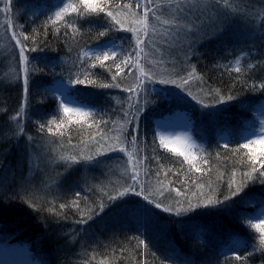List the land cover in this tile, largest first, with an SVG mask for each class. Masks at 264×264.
Here are the masks:
<instances>
[{"label":"trees","instance_id":"trees-1","mask_svg":"<svg viewBox=\"0 0 264 264\" xmlns=\"http://www.w3.org/2000/svg\"><path fill=\"white\" fill-rule=\"evenodd\" d=\"M23 1H41L47 5L55 0ZM161 2L156 0L153 8ZM127 4L133 3L105 0L104 7L105 12L110 10L116 15L124 28L132 27L131 21L138 20L140 33H148L144 37L146 55L142 54L137 66L136 82L143 75L140 68L147 70L150 66L157 74L156 79L171 78L176 84L171 85L166 103L145 99L140 92L141 112L129 107L135 104V100H130L126 109L130 115L124 114L118 120L120 133L114 130L116 121L112 118L87 128L63 114L53 99L37 104L38 96L33 95L32 102V88L48 83L63 71V65H57L49 75L41 72L39 82L38 75L33 74L26 94L22 83L10 82V66L17 59L11 64L10 57L14 54L10 51L7 22L15 17V1L11 5L13 9L0 13V193L4 194L0 202V239L28 245L42 264H245L235 260L236 255L247 257V264H264L261 231L251 228L236 213L238 209L258 208L251 198L255 197L252 199L257 202L256 198L261 196L264 200V183L249 179L243 190L226 203L196 207L180 216L156 209L143 200V195L150 193V198L163 206H175L180 201L186 207L189 200L193 205L198 200L206 204L209 196L215 202L229 194L230 182L235 188L243 178L242 173L249 171L250 150L240 146L244 143L243 131L259 128L258 112L264 102V89L251 87L264 83V0H229L235 11L228 15L218 32L216 22L224 19V9L209 11L202 0H191V7L182 4L184 13H176L181 23L190 20L204 23L198 35L190 34L189 40L176 46L165 43L166 37L153 34L154 28L163 32L167 26L155 20L151 13L145 20L140 10L127 8ZM3 7L2 2L0 8ZM157 14L161 21L173 18L168 8ZM70 18L78 32L64 26L58 33L46 29V35L35 36L36 51L55 58L65 55L70 47L86 50L123 33L114 28L106 36L98 35L109 28L110 20L104 13L74 14ZM192 67L195 78L185 87L176 74L186 76ZM236 67L241 71L236 72ZM163 72L169 75L161 77L159 74ZM105 81L106 78L96 75L93 83L74 85L70 93L77 95L80 102L97 106L107 95L117 93L99 86ZM213 90L235 98L217 104L215 96L208 94ZM189 91L196 100L187 94ZM201 100L211 106L204 107ZM40 108L47 113L48 120L55 121L53 126L46 123L50 132L47 128L40 131L36 119L32 120ZM179 111L193 113L192 134L206 144L209 152L206 172L183 185L179 182L183 174L176 170L178 163L160 153L153 130L155 119H172ZM134 116L138 117L139 136L137 144L132 145L124 137L132 132L128 121ZM21 127L23 133L17 130ZM222 134L228 136V142L219 140ZM47 146L57 155L52 166L43 165L39 157L40 149ZM113 147L124 150L112 155ZM255 150L262 156L260 149L255 147ZM73 156L77 158L75 162L70 160ZM86 156L92 159L82 158ZM256 167L259 169V162ZM132 175L138 177L146 192L140 196L129 193L110 201L108 196L124 191L132 183ZM176 189L180 190L179 195ZM77 193L80 209H59V204L77 199ZM100 204L105 205L103 212L99 211ZM50 207L55 211L49 212ZM144 208L149 211H140ZM81 219L88 222L78 223ZM140 239L148 245L147 249L139 245ZM234 239L240 240L238 248L233 244Z\"/></svg>","mask_w":264,"mask_h":264},{"label":"snow or ice","instance_id":"snow-or-ice-1","mask_svg":"<svg viewBox=\"0 0 264 264\" xmlns=\"http://www.w3.org/2000/svg\"><path fill=\"white\" fill-rule=\"evenodd\" d=\"M4 3V7L0 8V13H4L8 11L9 5L11 3V0H2ZM104 2L105 0H76L75 3L72 2V0H69L67 4H65L63 7L60 8L59 11H57L54 14V18H50L49 23L52 25H56L57 22H63L65 28H74L76 32L79 31V29H76L75 26L72 23H69L65 21V14L68 13L69 9H71L72 13H75L78 16H87L91 14H99V13H104L107 18H109L110 23H109V28L105 31H100L99 36L103 37L108 34V30L116 29V30H123L129 33L135 32L136 30L132 27L129 28H124V25L120 20L116 18V15L112 11H107L105 12V7H104ZM203 3H205L208 7V10L211 11L212 8H218V9H224V19L223 20H217L216 24V29L215 31H221L222 30V25L226 22L228 15L231 12H234L235 9L231 7L229 4V0H202ZM156 3V0H134V6L136 9L140 10L141 14L145 17V20H147V17L149 16V13H151L152 17L160 21L163 25L167 26L163 32H158L157 29H153V34L154 35H160L162 37H166L167 40H165V43L171 42L173 46L180 45L184 43L185 41L189 40L190 34H199L201 31V26L203 25L204 21L201 20L199 24L196 23L194 20H190L189 23H181L179 19L176 17V13H184L185 9L182 7V4L187 3L189 7H191V0H162V2L157 5L156 8H153V4ZM174 6V7H173ZM127 8H132L133 4H127L125 5ZM168 8L171 9L173 12V18L172 19H165L161 21V16L158 15L157 13L160 12L162 14L163 9ZM215 15V13H212ZM118 26V27H117ZM57 31L59 29L57 28ZM65 35H68L67 32L64 33ZM13 37L15 38V46H18V51L16 53L17 55V62H18V67L20 65H25L29 62V57L26 55L27 52L29 51H36V39H35V34L33 35H27L23 32L12 33ZM148 36L147 32L144 33H137L135 35L134 41L129 45V49L125 51L118 52V46L115 44V42H105L102 45L97 46L96 51H84L83 52V57L85 60L82 61V67L84 64H87L88 68H83L81 75L84 76V79H81L80 76H75L70 80L68 83H65L63 80H61L58 84V87L53 90V94H55L56 91H59L61 94L62 99L60 100V108L63 110L64 113L69 114H76L77 116L80 117H87L90 115H93L91 112H86L84 111L83 108L80 107H75V108H70L68 107V103H75L73 98L70 95L71 88L70 84L75 83L76 85H80L85 83V80H87L88 76V69L90 68H95L97 67V62L99 63V66L102 68H106L109 72L112 71L113 68L116 69L115 73L112 75L111 79L113 83H105L102 85H99L100 87L103 88H119L120 84L115 83L117 80L118 76H121L124 74L125 76L128 74L132 73V69L136 68L140 64L141 56L142 54H145V47L147 45L145 44V39L144 37ZM32 45L30 48L29 45ZM111 60L112 64L108 65L106 64L107 61ZM151 62H149L150 64ZM160 63H163V61H160ZM125 69H128V72L125 73ZM236 72H240L241 69L240 67H236L234 69ZM37 71L36 68H32L31 71L27 67H23L20 71V79L22 80L23 84V89L25 94L28 92V85H29V80L30 76L34 74ZM140 71H142L143 75L139 78H137V82L134 85H130L128 88L124 89L125 91L129 93H133L136 95V100L134 105H130L129 107H135L136 112H141L142 111V106H140V101L141 97L139 95L140 92H144L146 90V83L148 84H158V85H175L176 81L171 78H159L156 79V73H154L149 66L147 70H144V68H140ZM195 68L192 67L191 71L187 72L186 76H181L179 73L176 75L179 77L181 80V83L187 87L190 83V81L195 78ZM161 77L168 76L169 73L163 72L159 74ZM201 80L203 79L202 77L200 78ZM89 83H93L92 81H89ZM179 87V85H176ZM253 89H256L257 87L259 89H264V83H260L259 85L253 84L251 85ZM139 90V92L137 91ZM163 91V89H162ZM189 96H192V93L189 91L187 93ZM209 95H214L215 96V102L217 104L219 103H224L227 101L233 100L235 97L232 95H227L223 96L220 94L219 90H213V92L208 93ZM131 99V97L129 98ZM193 100H196L197 98L195 96H192ZM145 103L148 101L145 100ZM204 107H210L211 105L204 104V102L201 100L199 101ZM117 103H120V101H117ZM25 104H27V99L25 98ZM130 115L129 112H125V116ZM16 117H14L15 119ZM138 120V117H133V119L129 120L128 123L132 128V132L129 133L127 136L124 137L128 143L135 145L137 144L138 136H139V125L136 122ZM52 123H55V121H52ZM106 123V122H105ZM39 130L40 131H45L47 128V131H51V128H48L46 124L41 123L39 124ZM20 132L23 133V128H20ZM26 135V133H25ZM103 139V137H101ZM29 139H31L29 137ZM161 143H164L163 138L161 139ZM255 145H260L262 146L260 151L262 156H264V126L261 127L259 135L257 136L256 139L248 138L246 143H243L240 147L244 149H249L250 152L247 154L248 159L252 161L251 165L249 166V171L242 173V179L240 183L233 188L232 183L230 182L228 185V191L229 194H225L223 196V199L217 198L215 202H213V199L209 196L207 198V203L202 204L199 200L198 202L193 205L192 202L186 201L187 206H184V203H181L180 201H177L175 206L172 204H169L168 206H163L161 202H157L155 198H150L151 194H144L143 195V200L148 204L151 205L152 207L156 209H162V211L166 213H174L177 216H180L182 213H188L193 211L196 207H201V206H208V205H221L226 203L227 201L233 199L235 196H237L243 188L246 186L247 181L249 179H256L261 183H264V171H260V169H264V160H262V156H258L257 152L255 150ZM165 147H168L167 144L164 145ZM224 148H228V144H224ZM115 150V149H113ZM120 151H123L124 149L121 148L119 149ZM172 151H177V149L173 148ZM233 152L238 151V149H232ZM179 155L184 156L185 159L188 161L189 164H192L193 158H189L186 153L184 152H179ZM85 160H91V156H86L82 157ZM141 159L143 157H140ZM76 157L73 156L70 158L71 161L75 162ZM139 162V161H138ZM259 162V169L256 167V163ZM196 171L199 172L201 171L200 168H196ZM253 174H258L255 177H253ZM132 183H130L124 191L117 192L115 195H110L108 196V199L110 201H116L129 193H135L137 196H140L142 193L146 192V188L144 185H141L139 183L138 177L136 175H132L130 177ZM139 186L140 190L137 191V187ZM177 194H180V190L176 189ZM77 199H74L70 201L67 204L61 203L58 205L59 209H65V208H76L80 209V201H79V196L80 194L77 193ZM4 194L0 193V202L3 201ZM35 207L34 205H31ZM105 208L104 204L99 205V211L103 212ZM49 212L55 211L54 207L48 208ZM140 211H143L147 213L149 209L144 208L140 209ZM60 214V213H57ZM91 218V217H89ZM258 223H253L252 219L248 220V225L251 228H255L261 231V242L264 243V213H261L260 216L255 218ZM87 219H81L78 221V223H87ZM139 245H142L145 249L148 248V245L145 243L143 239L139 240ZM235 260L238 261H244L245 264H247V257L236 255Z\"/></svg>","mask_w":264,"mask_h":264},{"label":"rangeland","instance_id":"rangeland-1","mask_svg":"<svg viewBox=\"0 0 264 264\" xmlns=\"http://www.w3.org/2000/svg\"><path fill=\"white\" fill-rule=\"evenodd\" d=\"M15 1V7L12 8V2ZM18 0H11V4L9 5V8L13 9L14 16L11 21L7 22L8 26V32L11 34V49L10 51H13L11 53L14 54L12 57H10L11 64L13 63L14 59H17V51L18 46H15V38L13 37L12 33H20L23 32L27 35H33L35 36L37 34L42 33V35H46V29H51L54 33H58L57 28L60 29V27L64 26L63 22H57L56 25H52L49 23L50 18H54V14L60 10L61 7H63L65 4L69 2V0H55L52 1L50 4L41 3V1L38 2H27L21 0V2H17ZM133 3V8L135 10H138L134 6V0H130ZM73 2V1H72ZM2 3V0H0V4ZM74 3V2H73ZM75 13L71 12V9H69L68 13L65 14V21L71 23V18ZM133 24L132 28H134L136 31L129 33L124 32L120 33L117 38H114L107 42H115V44L118 46V52L125 51L129 49V45L134 41L135 35L137 33L141 32V24L137 20L131 21ZM129 26V23L127 24ZM131 26V25H130ZM140 27V28H139ZM108 29V28H106ZM113 32V29H112ZM104 44V43H103ZM102 45V44H101ZM98 46V45H97ZM97 46H93L91 48H88L86 50H77L75 47L68 48V52L65 55L62 56H56L55 58H52L51 55L43 54L40 50L34 51L33 53L27 52L26 55L29 57V62L25 65H20L18 67V62L15 65L10 66V76L9 80L12 83H22L20 79V71L23 67H27L29 71H31L32 68H36L37 71L34 73L38 75L36 78L38 82L41 80V72L46 74H51L52 70L58 65H63V71H59L58 74H56L52 79H49L48 83H42L40 87L35 88L33 90V93H31V96L33 97L32 102L34 101L33 95H37L38 99L36 98V103L40 104L41 102H46L49 99H53L57 101V103L60 106V100L62 99L61 94L59 91H56L55 94H53V90H55L58 87V84L61 80H63L65 83H68L70 80H72L75 76H80L81 79H84V76L81 75V72L83 68H88L87 64H84L82 67V61L85 60L83 57L84 51H96ZM13 58V59H12ZM12 59V60H11ZM106 64L111 65L112 61L109 60L106 62ZM116 69L113 68L111 72H109L106 68H102L99 66V63L97 62V67L88 69V76L87 80L85 82L89 83V81H94V77L96 75L103 76V79L106 78V83H113L111 77L115 73ZM136 71L137 67L132 69V73L128 75L122 74L121 76L117 77V80L115 83H119L120 87L111 88L112 92H117L116 95H107L108 97H105L103 101L99 103L97 106L90 105L88 103L80 102L77 95L71 97L75 101V103H68V107L75 108L80 107L83 108L86 112H91L93 115L87 116V117H80L76 114H71L70 118L73 119L78 124L87 127L92 128L94 126H97L99 122H107L109 119L112 118V120L116 121V133L121 132V126L118 123L119 117L123 116L126 112V109L129 105L130 100H136V95L133 93H129L125 91L124 89L128 88L130 85H134L136 83ZM128 72V69H125V73ZM33 75V74H32ZM31 75V76H32ZM40 75V76H39ZM30 76V78H31ZM23 85V84H22ZM37 85V83H35ZM74 85H76L74 82L70 84L71 90L73 89ZM171 85L163 86L158 84H147L146 90L141 93V96H143L145 99H149L150 101H154L157 103H166L167 98L171 93ZM163 89V91H162ZM131 97V99H129ZM25 100V99H24ZM117 101H120V103H117ZM63 114L69 116V114H66L61 110ZM36 115L32 117V120H34L38 126L41 123L49 124L50 126H53L52 121L48 120L47 113L44 111H41V108L37 110ZM258 117L260 120V126L259 128L254 129H248L242 132L241 138L244 141V143L247 142V139L250 137L252 139H256L259 135L260 129L262 126H264V102L261 105V108L258 112ZM16 120H19L18 118ZM43 120V121H41ZM48 120V121H44ZM194 125L193 120V113L190 111H179L176 112L172 119H155L153 130H155L154 134V141L155 145L157 146V149L162 152L165 156V158L171 159L174 164L179 166L177 171H181L183 176V180L179 181L181 185L187 183L192 177H196L197 174H201L206 172V169L208 167L207 164V158H208V148L206 144L199 142L196 140L192 134V128ZM17 130H20L19 128ZM163 138L164 143H161V139ZM219 140L221 142L229 141L228 136L225 134H222L219 136ZM167 144L168 147H165L164 145ZM256 149H261L262 146L255 145ZM175 148L177 151H172V149ZM113 149L110 151L112 155L118 154V149L116 147H113ZM179 152H184L187 154L189 158H193L192 164H189L188 161L185 159L184 156L179 155ZM161 153V154H162ZM39 157L41 161L43 162V165L52 166L57 159L56 152L51 148V146L42 147L39 152ZM112 164H116V162H113ZM171 165V164H170ZM196 168H200L201 171L197 172ZM255 198V197H252ZM251 198L252 202L257 205V209L254 211H249L247 209L245 210H239L236 212L238 214V218L241 219L244 222H248L249 219H252V222L257 221L255 218L260 216L261 213H264V200H261V196L257 197L258 201H254ZM235 205H237V200L235 201ZM2 244V243H1ZM233 244L237 246V248L240 245V240L234 239ZM7 245V243L3 242L2 246ZM22 246L21 244L18 245V247ZM17 248H14L16 250ZM22 256H26L28 260L30 261V264H41L39 260L34 256V254L29 250L28 247L23 246V250L19 251Z\"/></svg>","mask_w":264,"mask_h":264},{"label":"bare ground","instance_id":"bare-ground-1","mask_svg":"<svg viewBox=\"0 0 264 264\" xmlns=\"http://www.w3.org/2000/svg\"><path fill=\"white\" fill-rule=\"evenodd\" d=\"M13 258H17V257H13ZM0 264H30L29 260H23V261H12L11 257L6 255L2 248L0 247Z\"/></svg>","mask_w":264,"mask_h":264}]
</instances>
